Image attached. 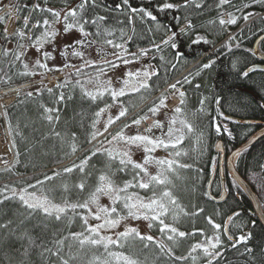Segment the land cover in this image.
<instances>
[{"label":"trees","instance_id":"16d2710c","mask_svg":"<svg viewBox=\"0 0 264 264\" xmlns=\"http://www.w3.org/2000/svg\"><path fill=\"white\" fill-rule=\"evenodd\" d=\"M5 1L0 0V10ZM9 2L16 8L19 16L17 28L13 33L23 30L34 40L43 30L41 28L29 31L36 19L45 15L51 19L50 13L36 9L35 5L39 4L41 9H56V7L69 5L78 7L81 0H9ZM98 2L101 7L99 9L89 7L86 16L90 18L97 12L100 15L107 13L110 16L107 27L115 29L122 27L128 35L133 36L126 43L128 52L138 53L140 49L148 50L147 55L139 57L149 62L158 73L149 81L152 89L142 90L140 94L128 93L120 97L125 107L129 109L126 117L112 125L108 133L98 137L97 141L89 143V133L93 130L91 125L95 119L94 113L105 104L110 105L114 102L107 93L103 98L92 101L82 93L80 86L76 83L78 80L84 83L88 75L95 74L96 66L78 67L82 70V75H77L76 68H71L61 83L51 88L52 93H49L47 91L49 88L38 80L48 72L59 68L48 63L47 69L35 66L36 61L30 60L29 57V50L35 46H29L31 41L27 37L20 39L12 33L7 35L6 39V33L3 30L4 15V19L0 21V90L26 85L19 89L20 94L16 95L10 104L4 106V113H7L5 117L11 129L13 142H15V153H19L15 161L19 160V162L14 161L11 166L0 168V188L5 185L23 187L27 184H35L37 180H44L46 175L51 176L54 172H61V175L52 181H44V187L51 190L52 197L60 200L67 197L72 202L87 199L97 183L100 171L105 168L106 156L101 152L90 159L86 172L91 175L87 177L78 170L64 174L63 168L79 164L85 156H90L91 151L95 150L93 145L95 148H100L102 141L121 124L148 111L149 107L159 100L161 93L167 96L165 102L167 106L170 91L173 90L165 89V87L179 80L181 83L177 88L185 92V103L182 107L189 122L193 125V131L186 130L183 141L176 148L187 155H181L176 159L179 164H188L191 167L179 168L177 166L176 172L171 175L172 185L169 187L186 212L197 214L182 215L175 226L189 233L194 229H204L206 234L213 230L208 223V217L216 219L223 226L228 216H232V222H229V234L237 238L249 232L252 235L247 242L237 244L235 249L227 242L226 237L222 236L225 246L221 257L217 258L218 264H264V225L257 218L247 194L226 169L222 178L220 167L217 166L220 155L216 151L218 140L223 141L225 151L228 153L250 137L261 125L256 122H243V118L264 121V70L251 71L247 77L241 75L248 66L262 61L254 50V43L264 32V5L252 4L251 0H231L230 4L218 8L216 5L219 0H194L185 7L184 0H167L181 7L161 10L159 6L165 0H129L131 6L145 7L157 17L156 21L145 17L143 20L135 18L132 23H129L127 13L121 14L120 11L115 10V6L120 4L121 0H98ZM195 3H200L201 7L196 8ZM244 3H248L250 7L243 11H236L237 8H242ZM226 12L240 17L236 24L223 26L219 24V17ZM247 12H252L254 15L251 19L245 20L242 17ZM25 16L30 18L27 29L24 28ZM188 20L191 21L193 28L180 34L181 26L186 25ZM118 21L123 23H118ZM158 24L167 26V32L163 28H158ZM86 30L95 33L96 28L86 25ZM172 32L177 33L175 38V42L179 45L177 49L161 44V41L171 36ZM197 35L204 37V40L193 43ZM91 36L103 42V36ZM229 36L236 38L231 41L230 48L225 46L229 43ZM108 38L114 39L117 43L123 42L119 38L118 31L113 37ZM205 40L210 43H206ZM18 43L24 44L25 47L18 48ZM153 44H159L161 50L157 51ZM259 48L264 52V40L262 39ZM5 50H8L7 55L4 54ZM17 52H23L20 60L15 58ZM178 53L181 54L180 59L176 58ZM162 56L164 59H161ZM210 60L215 61L213 66L209 69H201V65ZM42 63L46 61L42 60ZM25 64L28 65V69L24 68ZM172 64L176 65L175 69L172 68ZM198 70L200 74L197 76L195 73ZM25 71L29 74L20 75ZM186 76L190 83H184L183 78ZM8 77H11V80H8ZM28 91L33 92L31 97L26 96L25 93ZM174 92L179 95L178 91ZM61 93L64 94L65 99L58 102L57 98ZM141 95L144 96L143 100L140 98ZM217 97L220 98L219 110L215 102ZM205 98L207 99L203 106L204 110L201 111L200 101ZM179 105L180 103L177 106ZM42 106L59 109L58 113H54V115H59V121H48ZM217 124L221 125L219 132L216 131ZM224 126L227 127V132L224 131ZM53 130L62 135L67 133L69 136L75 132L78 150L72 153L66 142L62 143L60 139L52 135ZM229 132L231 135L228 134ZM201 133H203L202 141L197 143V137ZM262 165H264V135L242 150L236 160L239 172L247 179L251 173L263 170ZM119 167L118 159L112 162V169L116 172L113 178L118 184H122L123 181L132 178V169L129 168L127 172L116 171ZM5 168H10V170L5 171ZM214 168L216 172L211 182L212 192L217 195L221 192L222 179H224L227 190L226 199L220 202L211 198L207 191V183ZM156 174L157 171L154 170L151 175ZM81 180H85L86 183L83 191L75 186ZM64 184L68 185L67 192L64 191ZM254 189L257 192L255 187ZM129 191H136L142 197L151 195V192L142 189H130ZM198 209H203V211L198 212ZM86 211V209H77L80 215L69 213L68 217L57 221L54 218L45 217L39 211L29 216V210L21 207L14 199L0 204V224L12 221L8 229H0V264H59L55 255L43 252V249L50 248L54 252V240L69 237V234L73 232L84 231L80 217ZM234 213H239V216L233 215ZM165 222L173 223L171 215L166 217ZM236 224H240L241 227L237 228ZM152 227L162 238L158 224L153 223ZM24 231L35 238L37 245H41L31 248L27 257H24L22 252L28 241L19 238ZM201 237L202 235L197 234L194 237L188 236L180 239L174 248L175 256H187L190 246ZM161 238L154 239L152 242L136 240L130 242L125 248L114 246L112 250L134 254L142 261V264H192L190 258L187 261H176L162 254L156 244V241ZM69 244L72 245V252L74 254L77 252L78 245L69 239L62 249L65 258L68 257ZM145 244L148 246L145 247ZM245 247L252 248L253 252L251 254L245 252ZM93 252L100 255L103 254L104 249L102 247L86 249L71 264H87ZM196 254L200 257L197 264H206L202 250H197ZM217 261L213 264H217Z\"/></svg>","mask_w":264,"mask_h":264},{"label":"snow or ice","instance_id":"6c2138e0","mask_svg":"<svg viewBox=\"0 0 264 264\" xmlns=\"http://www.w3.org/2000/svg\"><path fill=\"white\" fill-rule=\"evenodd\" d=\"M194 0H184V6H189L190 3H193ZM231 0H219L216 5L218 8L230 4ZM252 4H260L264 5V0H251ZM36 9H40L42 12H47L51 14V19L47 15L36 19L35 23L32 24V28L29 31L35 29H43L39 35L32 40L31 36L21 30L13 33L12 35L18 36L20 39L28 38L31 41L29 46H35L39 51L45 45V43L55 40V38L61 34L59 29L56 28V25L60 24L63 21V32L67 33L70 30L78 29L84 37H88L91 35H95L97 37L103 36V44L109 45L114 49H119V53H112L115 58V61H119L124 65H128L132 62V59H138L141 55H147V49H140L138 53L128 52L126 48L127 40H131L133 38L132 35H128L124 28H110L107 27L108 20L110 16L106 13L104 15H100L98 12L95 13L92 17L86 16V11L90 7L92 9H99L101 7L98 0H81L78 7H69L63 13L60 10H56L53 8L41 9L40 5L37 4L34 6ZM161 10L165 9H173L179 8L181 5L174 4L171 2H167L165 0L160 6ZM196 8H200V3H195ZM250 5L248 3H244L242 8H237L236 11H243L244 9L249 8ZM18 9V6H17ZM115 10L121 12V14L127 13V19L129 23H132L135 18H139L143 20L145 17L150 18L152 21H156L157 17L153 14V12L145 7H133L130 5L129 0H121L120 4L115 6ZM254 13L247 12L243 15V19L248 20L251 19ZM240 17H237L231 12L223 13L219 17L220 25H233L237 23V20ZM4 17H0V21H2ZM186 19V18H185ZM30 23V18L28 16L24 17V28H28ZM118 23H123L122 21H118ZM86 25H91L96 28L95 33H91L86 31ZM158 28H163L165 32H167V26L157 25ZM193 28V25L190 20H188L187 24L184 28L180 29V34H184L187 31H190ZM119 32V38L121 43H117L114 39H109L108 37H113L116 32ZM133 33L135 29H132ZM7 39V29H5ZM177 36L176 32H172L171 36H168L167 39L162 40L161 43L164 45H168L173 49H177L179 45L175 42V38ZM235 36H229V43L225 46L231 47V41L235 40ZM201 40H204V37L197 35L196 39L193 43H199ZM264 40V38H262ZM206 43H210L206 41ZM75 45H85L91 46V43H96V41L86 42V40L81 39L74 42ZM25 47L24 44L18 43V48L23 49ZM73 47L72 45H66L65 51L61 53V55H68L67 49ZM153 47L156 48L157 51L161 50V46L159 44H153ZM101 52V61L97 64L96 61H85L84 67H92L95 65V76L89 77L88 80L84 83L81 81H77L76 83L80 86L82 93L89 97L92 101H96L97 99H101L104 97L105 93H107L113 101L118 100V98L125 96L128 93H136L140 94L142 90L149 91L152 89V85H150L149 81L152 77L158 75L157 71L149 66L144 70H136L135 72L129 71L125 73V78L122 82V87L119 89H115L111 86V80H103L101 77L105 75V69H115L119 65L115 63L113 60H108L103 58V49ZM5 55L8 54V50H5ZM72 55L83 57L84 53L82 51H78L73 48ZM43 57L48 58L50 53L43 52ZM23 56V52H17L15 54V58L20 60ZM131 57L132 59H130ZM177 59L181 58V54H177ZM161 59H164L162 56ZM215 61H209L208 63H204L201 65V69H209L213 66ZM35 66L40 68H48L47 63H42L40 59H37L35 62ZM173 69H175L176 65H171ZM65 68L75 67L74 65L65 64ZM233 67H236V64H233ZM25 69H28V65H24ZM255 70L254 68H249L241 73L244 77H247L251 71ZM77 75H82V70L80 68H76ZM27 71L20 73V75H28ZM34 74V73H32ZM200 71L198 70L195 75H199ZM184 83H190L188 77H184ZM8 80H11V77H8ZM95 81L94 90H88L85 86L86 83H92ZM181 81H176L175 83H171L168 85V89L173 91H178L180 96V105L174 108V114L169 120L168 124L165 125L159 120H155L151 118L149 115L145 114L143 116H139L135 119H132L131 124L140 126L142 122L147 121L148 127L143 128L142 132L148 134H140V131L136 135H127L124 129L128 128L129 124H124L119 131L112 135L111 140H108L107 143L109 145L120 144L123 143L126 148L124 150H118L116 147L109 148H95V150L91 151L90 156H85L83 160L80 161L79 164H73L71 167L63 168L64 174H70L74 170H78L81 174H84L85 177L90 176L91 173L86 172V166L88 165L90 159L96 156L98 153H103L107 158V163L105 168L100 171L97 177V183L94 189L89 193L87 199L83 201L72 202L67 197H64L61 203L55 202L54 198L51 195V190L46 189L44 187V181H52L56 177L61 175V172H54L51 176L46 175L44 180H37L35 184H27L23 187H15L5 185L0 188V204L8 201L9 199H14L19 202L21 207L29 210V216L33 213L39 211L45 215V217L54 218L57 221H60L62 218L68 217L69 213L73 215H80L77 212V209L87 210V214L81 215V219L83 221L84 231L82 232H73L69 234V237H61L59 239L54 240L55 251L53 252L50 248H44L43 252L50 253L51 255H55L59 264H71V262L77 258L81 253H84L86 249H98L102 247L104 249L103 254L97 255L95 252L92 253L90 259L87 260V264H142V261L134 254L128 253L125 251H113L112 248L114 246L119 248H125L128 246L130 242H134L139 240L141 242L147 241L152 242L155 238L151 235H142L135 227H125V229L121 232L114 233L113 235H104L102 232L104 230L115 229L118 225H120L121 221L126 220L128 217L133 219L143 218L144 220L150 221L149 227L153 226V223L158 224L159 231L162 234V238L159 241H156V244L159 248V251L169 256L171 259L176 261H187L189 258L192 261V264H197L198 259L200 258L197 255V250H202V255L206 259V264H213L214 261H217V258L221 257L222 249L225 246V240L222 239V236L226 237L227 242L231 245L233 249L236 248L237 244L245 243L251 238V233L241 234L238 238L234 237L230 233L229 222H232V216L227 218V221L223 224L215 223L212 217H208V223L215 230L213 235L207 236L205 234L204 229H194L192 232L181 231L176 223L179 222L180 217L188 216V215H196L197 213H188L184 210V208L179 204L178 200L174 196L173 192L170 190V185H172L171 175L176 172L177 166L179 168H190L191 165L188 164H179L176 157L181 155H187V153H183L181 151L176 150L177 146L181 144L184 139V132L187 130L188 132L193 131V125L189 122L183 105L185 103V92L183 90H179L177 85L180 84ZM158 87V86H157ZM199 88V85H197ZM49 93H52V89H47ZM17 95L20 94V90H16ZM26 96L31 97L33 92L28 91L25 93ZM141 100L144 99V96L141 95ZM65 99L64 94L61 93L57 98L58 102L63 101ZM205 99L200 101L201 111L204 110L203 106L205 104ZM167 96L161 93L159 97V103L153 104L152 107L148 109V113L152 114V117L155 116L157 112L160 111L162 107H166ZM217 110H219L220 98H216ZM134 106V105H133ZM43 107L45 118L50 122H58L60 117L59 115H54V113H58L59 109H53L48 107ZM111 105L105 104L104 107L99 108L98 111L94 113L95 119L92 121V131L89 133V143L93 141H97L98 137L104 136L105 133H108L109 128L114 125L121 118L126 117L128 113L127 107H122L119 111L118 115L115 117L109 116L105 125L104 131L100 132L96 129V124L101 117V115L110 108ZM4 115H7L5 112ZM222 115V113H221ZM179 124L180 127L177 128L176 125ZM166 128V132H163L161 137H154L153 129H161L164 130ZM221 129V125H216V131L219 132ZM11 130V129H10ZM224 131H228L227 127L224 126ZM231 135V132L228 133ZM52 135L61 140L62 143H67L72 153H75L78 150V146L76 143V133L72 132L70 136L65 133L62 135L60 132L53 130ZM203 138V133L197 137V143H200ZM143 147L146 155L144 156L143 163L136 162L132 159L131 147ZM13 147H15V142H13ZM219 147V145H217ZM157 148H164L165 150L172 149L171 152L172 159H156L152 157L150 154L154 152ZM19 156V153H16ZM240 156V150H237L233 153V158ZM119 161L120 167L116 169L119 172H127L129 168L132 169V178L130 180L123 181L122 184H118L114 180V176L116 174L112 169V162L117 160ZM16 163L19 160L15 161ZM7 165V161H4ZM156 164L159 168V171L156 175H151L148 171V165ZM264 168V165L261 166ZM5 171L10 170V168H5ZM39 186V187H38ZM78 189L83 191L86 188L85 180H81L80 183L75 185ZM64 191H68V185H63ZM130 189H142L148 192H151V195L148 197H142L136 191H129ZM207 194V193H206ZM101 196H107L110 205H101L99 203ZM90 205H95V212L92 211ZM203 209H198V212H202ZM126 213V215H125ZM171 215L173 223H166L165 219ZM233 215L239 216V213H234ZM92 217L99 223L95 225L89 224V217ZM23 223V221H21ZM12 224V221L9 220L6 223L0 224V229H8ZM237 228L241 227L240 224L235 225ZM197 234L205 235L206 238L203 242L197 241L193 243L189 250L187 256H175L174 248L178 245L179 240L182 238H186L188 236H196ZM20 239H26L28 241L27 246L23 248L22 255L27 257L29 251L33 247H40L41 245L36 244L35 238H33L27 231H24ZM73 240L78 245L77 252L74 254L72 252V245L69 244V252L68 257L62 254V249L65 246L67 240ZM148 245L145 244V247ZM245 252L251 254L253 252L252 248L245 247ZM43 254V253H41ZM218 264V261H217Z\"/></svg>","mask_w":264,"mask_h":264},{"label":"rangeland","instance_id":"374dc122","mask_svg":"<svg viewBox=\"0 0 264 264\" xmlns=\"http://www.w3.org/2000/svg\"><path fill=\"white\" fill-rule=\"evenodd\" d=\"M69 7H72V5L65 6V7H56L57 10H60L62 13ZM5 8V5H4ZM3 17V16H2ZM16 9L11 8V11H8L7 17L4 22V29H7L8 34L11 33L12 29L16 27ZM56 28L59 29V34L55 40H52L50 42L45 43L44 47L40 49L39 51L37 50L36 47H33L29 50V57L30 60L36 61L37 59H40L41 62L42 60L46 61V63L54 65L56 67L63 68L67 72L71 70V68H78L84 65L85 61H96L97 63H100L101 61V52L100 50L103 49V58L108 59V60H113L115 61L114 56L112 53H119V49H114L113 47L109 45L103 44V42H100L96 39H94L92 36L84 37L83 34L78 30V29H73L70 30L67 33L63 32V21H61L60 24L56 25ZM87 31V30H86ZM84 39L86 42H92L96 41V43H91V46H88L86 43L85 45H75V41ZM66 45H72L73 47H70L67 49L68 55H61L62 52H64L65 46ZM73 48H75L78 51H82L84 53L83 57H78L74 56L71 54ZM43 52H48L50 53V56L46 59H44L42 53ZM118 62V61H116ZM69 64V65H74L75 67H68L65 68L64 65ZM119 66L116 67L115 69H105V75L101 77L103 80H111V86L115 89H119L122 87V82L123 79L125 78V73L132 71L135 72L136 70H144L145 68H148L151 66L154 68L149 62L141 60L140 57L138 59H132V62L128 65H124L121 62L117 63ZM58 69V71H59ZM155 69V68H154ZM57 71V72H58ZM95 74H90L85 78V82L88 80L89 77H94ZM86 88L88 90H94L95 88V81L93 80L92 83H86L85 84ZM178 86V85H177ZM11 90H7L3 93H0V109H3L4 106V99L11 96L12 93ZM159 103V100L155 101L153 104ZM153 104L150 106L152 107ZM111 107L108 108L99 118L97 124H96V129L99 130L100 132L104 131V125L108 119L109 116L115 117L118 115L119 111L121 110L122 107H125L124 103L121 101L120 98L118 100L114 101L112 104H110ZM149 107V108H150ZM152 115L151 113H148V111L143 112L139 115H137L135 118L144 115ZM174 114V108L170 109L167 106L162 107L159 112H157L155 115L157 117V120L161 121L162 123H165V125L168 124L169 120ZM133 118V119H135ZM188 118V117H187ZM189 120V119H188ZM131 120L124 122L121 124L119 128H117L115 131L112 132L111 135L106 137L104 141L100 144V148H109V147H116L118 150H124L126 146L123 143H120L118 145L113 144L109 145L107 143V140H111L112 135H115L117 131L120 130V128L124 124H129L130 126L126 129H124L125 133L129 136L131 135H136L138 133L137 126L131 124ZM190 121V120H189ZM177 128L180 127L179 124L176 125ZM163 132H166V128L164 130L157 129V132L153 133L154 137H161L163 135ZM186 132V130H185ZM184 132V135H185ZM140 134H148L144 132H140ZM172 149L165 150L164 148H157L154 152H152L150 155L156 159H170L172 158L171 154ZM131 154H132V159L136 162L143 163L144 156L146 153L143 150V147H136L132 146L131 147ZM152 170V172H150ZM156 170L157 173L159 171L158 167L156 164H150L148 165V171L150 174L153 173V171ZM249 181L252 183V185L257 189V192L259 193V196L261 197L262 201H264V169L263 170H258L251 175H249ZM55 202L61 203L62 200L60 199H54ZM99 203L101 205H110V201L107 196H101ZM92 208V211L95 212V205H90ZM87 214V211L86 213ZM126 215V213H125ZM215 223H220L219 221H216L214 218H212ZM96 223H99V221H96L93 219L91 216L89 217V224L90 225H95ZM150 221L144 220L143 218L140 219H133L131 217H128L126 220L121 221L120 225H118L115 229H110V230H104L102 234L104 235H113L114 233L121 232L125 229V227H135L142 235H151L155 239L161 238L160 234L153 228L149 227ZM214 229L211 232L206 233L207 236H211L214 233ZM206 236L202 235V237L198 240L203 242L205 240Z\"/></svg>","mask_w":264,"mask_h":264},{"label":"water","instance_id":"95a60500","mask_svg":"<svg viewBox=\"0 0 264 264\" xmlns=\"http://www.w3.org/2000/svg\"><path fill=\"white\" fill-rule=\"evenodd\" d=\"M262 38H264V32L256 39V41L254 43V50H255L257 56L262 61L254 63V64L248 66L246 68V70L249 69V68H254L255 70L256 69L264 70V52H262L259 49V43H260V40ZM151 118L154 119V117H151ZM242 121L243 122H248V123L256 122V123L261 124V126L250 137H248L246 140H244L239 145L234 147L229 153L225 152V149H224V146H223V141L221 139L217 141V143H216V151H218L220 153V160H221L220 171H221V175L223 176L224 175L223 163H224V161H226V166L228 168V171L230 172L231 176L242 187V189L245 191V193L247 194V196L249 197V199H250V201L252 203V206H253V209H254V211L256 213L257 218L264 225V207H263V204H262L260 198L258 197L256 191L254 190V188L250 184V182L245 178V176H243L237 170L236 165H235L237 157L233 158V153L234 152H236L237 150H240V152H241L242 150H244L248 146L252 145L255 141H257L261 136L264 135V121L263 120H259V119H254V118H243ZM147 125H148V122L144 121V122H142V124L140 126H137V129L138 130H142ZM217 145H219V147H217ZM215 171H216V169L213 170L212 175L210 177L209 184H208V188L209 189L211 188V182H212L213 176L215 174ZM226 197H227V190H226V187L223 185L220 195L215 197V199L217 201H223V200L226 199Z\"/></svg>","mask_w":264,"mask_h":264},{"label":"built area","instance_id":"2783aa9c","mask_svg":"<svg viewBox=\"0 0 264 264\" xmlns=\"http://www.w3.org/2000/svg\"><path fill=\"white\" fill-rule=\"evenodd\" d=\"M12 158L13 153L8 129L5 124H0V166L5 165L4 161L9 163Z\"/></svg>","mask_w":264,"mask_h":264},{"label":"bare ground","instance_id":"6f19581e","mask_svg":"<svg viewBox=\"0 0 264 264\" xmlns=\"http://www.w3.org/2000/svg\"><path fill=\"white\" fill-rule=\"evenodd\" d=\"M238 158V157H237ZM236 165V164H235ZM218 167H221V160H220V158H219V161H218V165H217ZM216 166V167H217ZM223 166H224V168L228 171V168H227V166H226V161H224V163H223ZM236 168H237V166H236ZM237 170H238V168H237ZM239 171V170H238ZM216 172V171H215ZM229 172V171H228ZM230 173V172H229ZM212 175V174H211ZM215 175V174H214ZM214 177V176H213ZM208 184H209V181H208V183H207V191H208V194H209V196L211 197V198H213L216 202H220V201H217L216 199H215V197H217L218 195H220V193L217 195V194H215V193H213L212 192V190H211V188L209 189L208 188ZM245 192V191H244ZM246 194V193H245ZM216 220V219H215ZM217 221V220H216Z\"/></svg>","mask_w":264,"mask_h":264},{"label":"flooded vegetation","instance_id":"af4514ba","mask_svg":"<svg viewBox=\"0 0 264 264\" xmlns=\"http://www.w3.org/2000/svg\"><path fill=\"white\" fill-rule=\"evenodd\" d=\"M155 120H157V117L156 116H155ZM147 127H148V125H147ZM155 132H157V129H153V133H155Z\"/></svg>","mask_w":264,"mask_h":264}]
</instances>
